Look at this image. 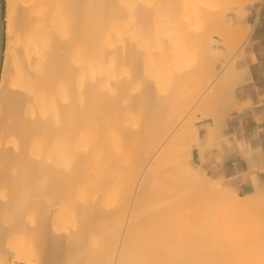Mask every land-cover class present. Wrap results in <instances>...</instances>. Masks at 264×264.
Returning <instances> with one entry per match:
<instances>
[{
  "label": "bare ground",
  "instance_id": "obj_1",
  "mask_svg": "<svg viewBox=\"0 0 264 264\" xmlns=\"http://www.w3.org/2000/svg\"><path fill=\"white\" fill-rule=\"evenodd\" d=\"M213 1L6 0L0 264H264V208L186 167Z\"/></svg>",
  "mask_w": 264,
  "mask_h": 264
},
{
  "label": "crops",
  "instance_id": "obj_2",
  "mask_svg": "<svg viewBox=\"0 0 264 264\" xmlns=\"http://www.w3.org/2000/svg\"><path fill=\"white\" fill-rule=\"evenodd\" d=\"M251 2L248 36L218 79L231 86H216L199 116L191 162L226 191L264 201V0Z\"/></svg>",
  "mask_w": 264,
  "mask_h": 264
},
{
  "label": "rangeland",
  "instance_id": "obj_3",
  "mask_svg": "<svg viewBox=\"0 0 264 264\" xmlns=\"http://www.w3.org/2000/svg\"><path fill=\"white\" fill-rule=\"evenodd\" d=\"M251 1L252 0H214L213 1V2H215V5H218V3H219V5L222 6L223 9H227L228 10L231 7H233V15L232 16H223L219 22H217L215 24H209L208 25L209 27L207 26L208 28H207L206 37H207V40L209 41V44H210V52H209L210 54L208 53V55L212 59H214V64L211 65V66H209L208 61H206L205 62L206 63V66L203 67V65H202V67L200 66L201 68L198 66L199 69L205 70V72L206 71H209L208 73L207 72L205 73L206 75H208L210 72H213L215 70L214 73L218 77V75H220V73H222L223 70L228 66L229 62L231 61L230 59H232V55L234 54V52L235 51H238L241 48V46L243 45V43L245 42V40H246V38L248 36V32L242 26V24L248 18L247 11H246V7L249 6L251 3L254 2V1L253 2H251ZM3 3H4V9H5V7H6V0H3ZM218 24H220V25H218ZM212 28H214V29H212ZM223 28H225L226 31H227V29H230V30L232 29L233 30V28H237V31L234 29L236 32L232 33V35L230 36L228 33H230L232 30L231 31L228 30L229 32L227 33L225 30H223ZM235 33H237V34L235 35ZM226 34L228 35L227 38L225 37ZM192 48L193 49H191V50H192V52H194L195 55L192 54L191 56H193V57L195 56V57L194 58L192 57L191 58L192 61L190 60V62H194V59L197 56V54H196V51L197 50L194 49V47H192ZM205 55H207V54L205 53ZM197 57L198 58H200V57L202 58V59L200 58L199 60H196L197 58L195 59L197 65L198 64H203V62L202 63L200 62V61H203V56L202 55L201 56L199 55ZM226 63H227V65L223 66ZM192 66H193V64H192ZM194 67H193L194 70H196L198 72L199 69L197 70V67L196 66H194ZM222 67H225V68L222 69ZM219 71H220V73H219ZM193 72H195V71H193ZM197 72H195V73H197ZM195 73L194 74H191L193 76V78L195 76L197 77V74H195ZM214 73H212V74L214 75L215 78L211 75L214 78V80H213V78L211 76H209L210 78H207L208 80H211L212 79V81H211L212 83L209 82V86L210 87H211V84H215L214 81L217 78ZM217 73H219V74H217ZM190 78H191V81L195 83V81L192 80L193 79L192 77L184 78L182 80V82H181L180 88H178V93H179V97L180 98H185L186 97V98L190 99V101H188V102H190V104L195 100L194 101L195 104L193 106H191V109H190L191 112L189 113V117L188 118H190V123L192 124L191 127H192L193 132H195V133H197L199 135L198 123L201 121V119H203L204 113L207 110V107L209 106V103L213 99L214 88L216 86H214L213 88H211V90H210V87L209 86H205V85L204 86H197V85L194 84L195 86H193V83H191V85H192L191 86L189 84L190 83ZM185 79H186V81H185ZM207 79H206V81H208ZM183 81H184L185 84L183 83ZM163 82H165V79H164ZM216 83H218V78L216 79ZM187 84L189 85L188 87H187ZM202 87L203 88H206V89L208 88L209 91H210V92L208 91V93H210L209 94V97H206L207 94H208L207 93L205 95V97L203 98V99H205V98L206 99L205 100H202L204 107H203L202 104H201L202 106L200 104L198 106V104H197L198 99L200 100V96L197 97L196 92H197V90L199 88L201 90ZM185 89L187 91V94L184 91ZM200 90H198V91H200ZM188 92H189V94H188ZM195 94H196V97L198 99H195ZM184 95H186V96L184 97ZM199 116H202L201 119H199ZM206 116L207 115H205L204 118H206ZM186 167L188 168V170L190 169V171L194 173V176H193V180L194 181L196 180L198 183L200 182L201 184H202V182L209 183L210 184L209 187L212 188L211 191H213L215 194H221V195L223 194L224 197H226L225 199H229V202L230 201H237V200H239V201H248L250 199V200H254L256 202V204H257L256 205V208L257 209L259 207H260V209H263L264 208V201H261V199L254 198V197H238L237 195H235L233 193H230V192L226 191L225 189H223L219 184L215 183L213 181V179H211L208 175H206L204 172H202L200 169H198L191 162V159L187 161ZM263 227H264V225L261 228H263ZM221 239L223 240V243L230 244L231 242L234 241L235 237L233 236L232 233H229V234H225Z\"/></svg>",
  "mask_w": 264,
  "mask_h": 264
},
{
  "label": "water",
  "instance_id": "obj_4",
  "mask_svg": "<svg viewBox=\"0 0 264 264\" xmlns=\"http://www.w3.org/2000/svg\"><path fill=\"white\" fill-rule=\"evenodd\" d=\"M3 17H4V6H3V1L0 0V72H1V66H2V54L4 50V22H3Z\"/></svg>",
  "mask_w": 264,
  "mask_h": 264
}]
</instances>
